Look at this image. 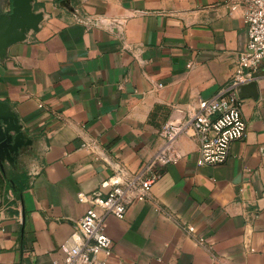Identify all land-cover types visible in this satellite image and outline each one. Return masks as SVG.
Returning a JSON list of instances; mask_svg holds the SVG:
<instances>
[{
  "label": "crops",
  "instance_id": "crops-1",
  "mask_svg": "<svg viewBox=\"0 0 264 264\" xmlns=\"http://www.w3.org/2000/svg\"><path fill=\"white\" fill-rule=\"evenodd\" d=\"M33 1L38 31L0 58V101L31 140L5 163L22 190L0 207V264L61 259L87 209L78 195L139 171L166 122L225 86L247 41L244 6L227 0ZM254 84L223 164L198 166L187 129L149 199L105 217L106 264H264V67Z\"/></svg>",
  "mask_w": 264,
  "mask_h": 264
},
{
  "label": "built area",
  "instance_id": "built-area-1",
  "mask_svg": "<svg viewBox=\"0 0 264 264\" xmlns=\"http://www.w3.org/2000/svg\"><path fill=\"white\" fill-rule=\"evenodd\" d=\"M226 5L230 13L244 6L247 27L246 44L237 55L228 82L216 95L199 100L196 107L190 108L186 120L166 122L159 131L162 146L139 171L130 175L116 172L100 183V190L104 192L78 195V202L86 204L87 209L62 246L61 259L52 264H106L113 243L105 234V217L123 219L133 202L149 199L151 188L160 177V169L179 159L174 143L187 129L197 140L198 166L223 164L229 145L245 137L246 123L241 114L239 89L255 82L258 71L264 67V0H227ZM11 196L10 189L0 186V207Z\"/></svg>",
  "mask_w": 264,
  "mask_h": 264
},
{
  "label": "water",
  "instance_id": "water-1",
  "mask_svg": "<svg viewBox=\"0 0 264 264\" xmlns=\"http://www.w3.org/2000/svg\"><path fill=\"white\" fill-rule=\"evenodd\" d=\"M64 5L66 0H57ZM33 0H0V58L9 47L23 42L30 32H37L43 21V12L34 11ZM255 90L254 82L242 86ZM31 140L27 137L10 106L0 101V172L4 173L3 164H14L21 150L29 147Z\"/></svg>",
  "mask_w": 264,
  "mask_h": 264
},
{
  "label": "trees",
  "instance_id": "trees-1",
  "mask_svg": "<svg viewBox=\"0 0 264 264\" xmlns=\"http://www.w3.org/2000/svg\"><path fill=\"white\" fill-rule=\"evenodd\" d=\"M7 180L10 183L9 186L6 183ZM4 185L6 188L11 187V189L13 190V192L15 193L16 196H18L22 190V187H18V185L16 184V181L14 179H8L4 173L0 172V186H4Z\"/></svg>",
  "mask_w": 264,
  "mask_h": 264
},
{
  "label": "flooded vegetation",
  "instance_id": "flooded-vegetation-1",
  "mask_svg": "<svg viewBox=\"0 0 264 264\" xmlns=\"http://www.w3.org/2000/svg\"><path fill=\"white\" fill-rule=\"evenodd\" d=\"M16 162H17V161H16ZM16 162H15V163H16ZM3 167H5V164H3ZM4 171H5V168H4Z\"/></svg>",
  "mask_w": 264,
  "mask_h": 264
}]
</instances>
